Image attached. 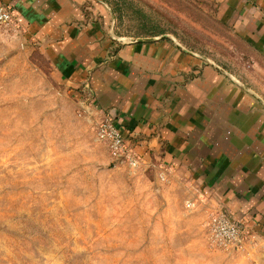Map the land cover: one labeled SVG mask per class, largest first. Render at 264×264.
<instances>
[{"label":"rangeland","instance_id":"374dc122","mask_svg":"<svg viewBox=\"0 0 264 264\" xmlns=\"http://www.w3.org/2000/svg\"><path fill=\"white\" fill-rule=\"evenodd\" d=\"M94 1L115 37L174 40L264 107V56L220 22L216 0ZM14 31L0 28V264H242L209 254L214 210L113 161L99 120Z\"/></svg>","mask_w":264,"mask_h":264},{"label":"crops","instance_id":"0c3cea01","mask_svg":"<svg viewBox=\"0 0 264 264\" xmlns=\"http://www.w3.org/2000/svg\"><path fill=\"white\" fill-rule=\"evenodd\" d=\"M216 1L220 22L264 56V0ZM1 2L55 81L128 137L140 160L129 173L150 170L183 188L199 215L222 211L253 235L238 250L210 239V255L264 264V107L255 94L174 40L112 38L110 13L94 0Z\"/></svg>","mask_w":264,"mask_h":264},{"label":"built area","instance_id":"2783aa9c","mask_svg":"<svg viewBox=\"0 0 264 264\" xmlns=\"http://www.w3.org/2000/svg\"><path fill=\"white\" fill-rule=\"evenodd\" d=\"M15 24L13 9L0 0V28H13ZM95 129L96 140L107 146L115 163H128L133 169L138 168L140 160L133 146L111 119L106 117L99 119ZM211 218L210 236L217 248L238 250L248 242L251 234L241 221L222 211H215Z\"/></svg>","mask_w":264,"mask_h":264},{"label":"water","instance_id":"95a60500","mask_svg":"<svg viewBox=\"0 0 264 264\" xmlns=\"http://www.w3.org/2000/svg\"><path fill=\"white\" fill-rule=\"evenodd\" d=\"M110 17H111V20H112V13H111V12H110ZM110 36H111L112 38H115L114 35H113V33H112V31H110Z\"/></svg>","mask_w":264,"mask_h":264},{"label":"trees","instance_id":"16d2710c","mask_svg":"<svg viewBox=\"0 0 264 264\" xmlns=\"http://www.w3.org/2000/svg\"><path fill=\"white\" fill-rule=\"evenodd\" d=\"M160 35V33H155L154 36Z\"/></svg>","mask_w":264,"mask_h":264}]
</instances>
